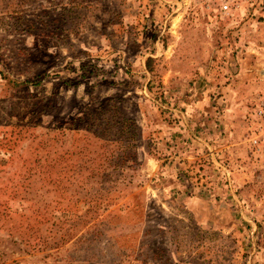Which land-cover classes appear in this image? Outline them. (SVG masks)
I'll return each mask as SVG.
<instances>
[{
  "label": "rangeland",
  "instance_id": "rangeland-1",
  "mask_svg": "<svg viewBox=\"0 0 264 264\" xmlns=\"http://www.w3.org/2000/svg\"><path fill=\"white\" fill-rule=\"evenodd\" d=\"M227 2L0 0V264H264V0Z\"/></svg>",
  "mask_w": 264,
  "mask_h": 264
},
{
  "label": "built area",
  "instance_id": "built-area-1",
  "mask_svg": "<svg viewBox=\"0 0 264 264\" xmlns=\"http://www.w3.org/2000/svg\"><path fill=\"white\" fill-rule=\"evenodd\" d=\"M221 6H220V10L222 12H227L230 8V4L227 2V0H220ZM262 113V112H261ZM257 144V141H254Z\"/></svg>",
  "mask_w": 264,
  "mask_h": 264
}]
</instances>
